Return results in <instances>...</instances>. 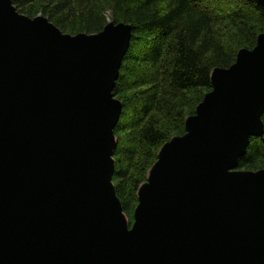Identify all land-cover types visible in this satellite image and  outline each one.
I'll list each match as a JSON object with an SVG mask.
<instances>
[{
    "label": "water",
    "instance_id": "water-1",
    "mask_svg": "<svg viewBox=\"0 0 264 264\" xmlns=\"http://www.w3.org/2000/svg\"><path fill=\"white\" fill-rule=\"evenodd\" d=\"M131 38L114 23L67 35L0 0V264H264V171H236L264 134V35L213 72L129 231L113 90Z\"/></svg>",
    "mask_w": 264,
    "mask_h": 264
},
{
    "label": "trees",
    "instance_id": "trees-1",
    "mask_svg": "<svg viewBox=\"0 0 264 264\" xmlns=\"http://www.w3.org/2000/svg\"><path fill=\"white\" fill-rule=\"evenodd\" d=\"M264 0H13L64 34L94 35L110 24L132 29L113 90L122 103L113 178L130 224L139 192L162 148L187 134V121L213 92L212 74L230 69L264 35ZM264 124V115L262 117ZM264 170V134L252 137L236 171Z\"/></svg>",
    "mask_w": 264,
    "mask_h": 264
},
{
    "label": "rangeland",
    "instance_id": "rangeland-1",
    "mask_svg": "<svg viewBox=\"0 0 264 264\" xmlns=\"http://www.w3.org/2000/svg\"><path fill=\"white\" fill-rule=\"evenodd\" d=\"M39 17H44V16H42V15H39V16H37L36 18H39ZM36 18H34V19H36ZM45 18V17H44ZM47 19V18H46ZM67 35H70V34H67ZM117 101H119L118 99H116ZM260 171H264V170H260ZM242 172H249V171H242ZM258 172V171H257ZM253 173H255V172H253ZM145 184H148V182L147 183H145ZM144 184V185H145ZM115 186V185H114ZM143 186V185H142ZM142 188V187H141ZM141 190V189H140ZM127 218H128V216H126ZM128 222H129V226H128V229H129V231H132L133 229H134V227H135V224H136V212H135V214H134V221H133V223H131L130 224V221H129V218H128Z\"/></svg>",
    "mask_w": 264,
    "mask_h": 264
}]
</instances>
